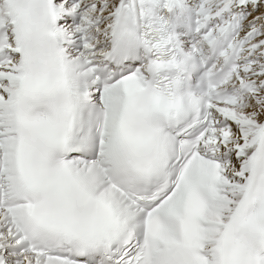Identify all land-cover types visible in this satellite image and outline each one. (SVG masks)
Here are the masks:
<instances>
[{
	"label": "snow or ice",
	"instance_id": "1",
	"mask_svg": "<svg viewBox=\"0 0 264 264\" xmlns=\"http://www.w3.org/2000/svg\"><path fill=\"white\" fill-rule=\"evenodd\" d=\"M0 264H264V0H0Z\"/></svg>",
	"mask_w": 264,
	"mask_h": 264
}]
</instances>
